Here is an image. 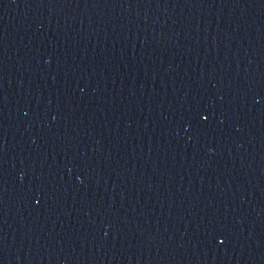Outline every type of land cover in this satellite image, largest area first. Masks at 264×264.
<instances>
[{"label": "water", "instance_id": "obj_1", "mask_svg": "<svg viewBox=\"0 0 264 264\" xmlns=\"http://www.w3.org/2000/svg\"><path fill=\"white\" fill-rule=\"evenodd\" d=\"M0 264H264V0H0Z\"/></svg>", "mask_w": 264, "mask_h": 264}]
</instances>
